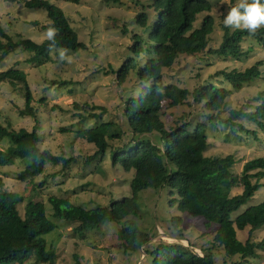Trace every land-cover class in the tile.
<instances>
[{
	"label": "trees",
	"instance_id": "trees-1",
	"mask_svg": "<svg viewBox=\"0 0 264 264\" xmlns=\"http://www.w3.org/2000/svg\"><path fill=\"white\" fill-rule=\"evenodd\" d=\"M22 3L26 7H43L49 20L43 27H52L53 31L41 41L35 42L25 37L14 40L0 27V36L5 38L0 40V60L17 45L31 48L33 53L28 59L38 63L48 59L51 48L66 50L84 46L55 3L49 0H22ZM149 6L156 11L152 27L144 39L136 32L132 33V43L127 47L129 54L112 70L117 83L125 79L131 68H134L137 79L145 83L135 96L122 99L121 120L130 137L120 146L115 145L110 154L112 163L118 162L124 170L132 168V176L128 181L130 193L105 206L90 208L71 204L62 196L48 195L50 214L74 222L71 229L77 233L96 227L101 221L119 223L116 229L118 245L126 253H131L153 233L149 234L138 228L132 221L121 223V219L127 215H137L135 195L138 190L144 187L158 188L166 184L169 192L176 195L169 198L168 202L175 203L179 211L202 216L205 226L214 223L212 235L208 245L200 247L201 254L175 241L158 239L146 243L142 251L147 262L140 261L139 264H217L214 248L222 252V264H243L244 260L257 254V249L264 247V235L259 239L246 236L244 240H240L236 236V230L248 227L250 233L264 224V199L235 215L231 213L245 203L260 185H264V180L261 179L264 176V157L258 155L244 160L237 171L232 168L234 158L231 153L217 155L203 152L207 145L205 130L209 125L215 126L220 121L228 123L230 128L247 131L239 118L262 125L264 90H259L254 96L256 103L252 109L230 108L227 116L222 118L217 112L223 99L231 92L230 88L209 81L192 89L163 82L162 67L169 66L179 54L200 52L206 47L214 19L209 11V0H152ZM252 9L264 11V0L232 2L228 13ZM197 14L201 15L200 19L198 24L193 25ZM146 18V13L142 10L135 14V22L140 26L146 24ZM221 26L220 41L215 47L209 48L210 52L242 57L247 52L240 45L245 36L253 37L264 46V23L249 22L232 28L222 23ZM140 53L146 54L141 64L136 62L135 57ZM262 63V60H255L242 69L222 68L219 72L231 88L236 89L258 76ZM0 81L13 85L19 82L24 84L21 86L23 106L18 109V113L34 117L32 94L21 72L13 67L0 70ZM65 82L66 80H59L57 85ZM188 96L194 101L202 102V107L210 112L205 114L208 119L196 121L191 126L189 122L164 126L160 117L162 107L182 103ZM74 105L78 106L77 103ZM90 108H98L99 111L87 109L85 113L78 112V122L84 121L86 117H98L105 111V106L101 104H91ZM75 133L94 147L85 157V161L89 162L101 159L108 146L107 140L119 138L124 130L114 120H100L91 126L79 127ZM2 138H6L8 143L0 149V165L10 163L14 157L28 158L26 165L15 176L20 180L41 172L45 162H61L65 165L72 159L71 156L65 157L52 153L47 148H40L39 134L34 126L29 129L13 128L0 123V139ZM45 177L46 175L38 185L45 181ZM232 188L238 190L231 192ZM21 202L23 203L19 209L18 204ZM171 219L176 224L178 216H172ZM55 226V222L46 215L45 205L41 200L31 197L24 199L21 193L2 187L0 180V264L22 263L30 256L35 262L62 264L54 262L55 252L46 246L43 237L44 233ZM175 235L181 237L180 232ZM72 255L74 259L70 264H79L77 254L74 252ZM234 255L239 259L226 262L225 258Z\"/></svg>",
	"mask_w": 264,
	"mask_h": 264
},
{
	"label": "rangeland",
	"instance_id": "rangeland-1",
	"mask_svg": "<svg viewBox=\"0 0 264 264\" xmlns=\"http://www.w3.org/2000/svg\"><path fill=\"white\" fill-rule=\"evenodd\" d=\"M55 3L66 16L69 25L75 30L77 39L84 46L74 49L51 48L48 59L43 62L29 61L33 53L31 48L21 45L13 47L0 60V70L13 67L21 72L25 84L31 91V104L35 108V116L20 115L18 109L23 106L21 86L0 81V123L13 128L35 127L39 134L38 146L47 148L52 153L72 157L65 165L61 162H45L38 174L25 180L15 176L28 162V158L14 157L10 163L0 165L2 187L21 193L26 199L41 200L45 205L46 215L55 222L51 231L44 233L46 246L55 252L54 262L70 264L72 253L77 254L79 264H139L144 259V244L168 237L158 235L164 232L174 236L181 233L182 241L193 244L195 249L208 245L214 226H205L200 215H191L179 211L175 203L168 199L175 197L166 184L161 187H144L135 195L137 215H127L121 223L128 221L153 235L138 249L126 253L119 246L116 229L119 223L101 221L96 227L86 228L82 233L73 232L74 222L65 221L50 214L48 195L62 196L71 204H79L86 208L105 206L112 200L129 195L128 181L132 176V168L124 170L118 162L112 163L111 149L123 144L129 137L126 125L121 120L122 99L135 96L145 83L137 79L134 68L128 70L121 83L116 82L115 69L129 54L128 45L132 43V33L136 32L145 38L147 31L156 19V11L149 6L152 0H49ZM210 13L213 16V29L209 34L206 47L196 53L179 54L167 67L161 68V80L192 89L207 81L230 88L231 92L223 99L218 115L226 117L230 108L242 107L252 109L256 101L254 96L264 90V46L251 36L240 41L241 48L247 52L242 57L222 56L209 51L220 41L222 23L229 28L243 26L249 22L264 23V11L250 10L246 12L228 13L229 5L243 0H209ZM142 10L146 13V24L140 26L135 22V14ZM197 14L193 25L198 24ZM43 7H26L22 0H0V27L12 39L30 38L41 41L53 31L48 23ZM0 40L5 38L0 36ZM141 64L146 54L135 56ZM262 60L260 73L253 79L242 83L239 88L232 89L222 78L220 69L238 68ZM137 64V65H139ZM54 80L55 82H51ZM66 80L57 85V81ZM182 103L170 107H162L161 119L164 126L179 125L189 122L206 121V113L202 102L194 101L190 96ZM74 103H77L76 107ZM91 104L105 106V111L98 117H86L78 122V112L88 110L98 112V108H90ZM164 106V100L162 101ZM100 120H114L120 123L124 133L119 138L108 139V146L101 159L85 161V157L94 149L93 145L75 133L82 126H91ZM218 120V118L216 119ZM247 131L230 128L228 123L217 121L215 126L206 128L207 145L205 154L223 155L231 153L234 158L232 168L239 170L241 163L253 156L264 157V119L258 125L244 118L238 119ZM209 123V121H208ZM61 128H66L61 130ZM253 130V131H252ZM7 139H0V149L7 145ZM46 175L45 181L38 185ZM264 180V176L261 178ZM238 188H232L231 192ZM264 199V185H260L245 203L240 205L231 215H235L245 207ZM22 203L18 204L20 209ZM178 216L176 224L171 219ZM162 234V233H161ZM164 235V234H163ZM264 235V224L254 228L250 233L248 227L236 230V236L244 240L246 236L259 239ZM159 236V237H158ZM200 253L198 250H196ZM215 262L222 264V252L214 248ZM236 255L225 258L226 262L237 260ZM11 264H46L35 262L32 256L22 263ZM243 264H264V247L257 249V254L243 261Z\"/></svg>",
	"mask_w": 264,
	"mask_h": 264
},
{
	"label": "water",
	"instance_id": "water-1",
	"mask_svg": "<svg viewBox=\"0 0 264 264\" xmlns=\"http://www.w3.org/2000/svg\"><path fill=\"white\" fill-rule=\"evenodd\" d=\"M157 233H159L158 235L162 238V236H165V237H168L170 239H167L169 241H175V242H179V243H182L183 245H186L187 247H189L192 251H194L195 253L197 254H201V251H199V249H195V247H193L192 245L188 244L185 239H184V242L181 240L183 238L179 237V236H174V235H171V234H167V233H164V232H159V230L157 229ZM162 233V234H161ZM165 234V235H163ZM158 236V237H159ZM151 238V237H150ZM149 238V239H150ZM148 239V240H149ZM147 240V241H148ZM196 250H198L200 253H198Z\"/></svg>",
	"mask_w": 264,
	"mask_h": 264
},
{
	"label": "bare ground",
	"instance_id": "bare-ground-1",
	"mask_svg": "<svg viewBox=\"0 0 264 264\" xmlns=\"http://www.w3.org/2000/svg\"><path fill=\"white\" fill-rule=\"evenodd\" d=\"M165 235V234H164ZM184 242V241H183Z\"/></svg>",
	"mask_w": 264,
	"mask_h": 264
}]
</instances>
